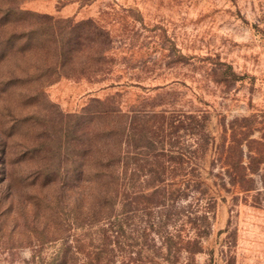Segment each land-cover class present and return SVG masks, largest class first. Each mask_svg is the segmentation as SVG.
<instances>
[{
    "label": "rangeland",
    "instance_id": "374dc122",
    "mask_svg": "<svg viewBox=\"0 0 264 264\" xmlns=\"http://www.w3.org/2000/svg\"><path fill=\"white\" fill-rule=\"evenodd\" d=\"M16 7L72 22L93 19L110 43L100 66L83 52L61 68L52 48L9 50L0 61V140L11 172L0 182V264H139L146 253L152 257L153 248L139 259V210L121 214L118 198L111 216L104 214L108 205L96 199L104 187L90 179L47 183L50 170L80 163L93 169L98 157L118 149L117 141L95 144L94 125L76 117L93 98L129 114L143 108L172 115L180 125L175 145L185 149L198 146L182 115L206 117L210 144L190 162L216 208L193 264H264V164L248 173L251 189L231 184L224 149L241 131L264 137V0H0V19ZM33 27L29 20L5 24L0 44ZM107 120L98 127L111 125ZM242 142L241 153L228 151L229 161L246 164L248 149H264ZM127 173L126 185L138 190L139 172Z\"/></svg>",
    "mask_w": 264,
    "mask_h": 264
},
{
    "label": "trees",
    "instance_id": "16d2710c",
    "mask_svg": "<svg viewBox=\"0 0 264 264\" xmlns=\"http://www.w3.org/2000/svg\"><path fill=\"white\" fill-rule=\"evenodd\" d=\"M2 18L0 28L12 21L18 23L27 20L34 27L23 33H11L1 42L0 61L9 50L26 51L29 48L44 51L52 48L61 68L71 64L83 52H89L86 56L89 64L100 66L106 60L109 33L93 19L72 22L18 7L8 9ZM177 56L176 61H182ZM182 116L188 121L183 130H188V134L195 137L194 142L198 147H176L180 125H174L175 117L172 115L167 119L164 111L141 108L133 109L129 114L112 107L108 99L93 98L85 106L84 112L76 117L81 123L87 121L94 125L92 134L95 144L117 141L118 149L99 155L93 169L80 163L64 171L50 170L45 175L48 178L47 183L50 184L57 178L64 180L70 177L77 182L90 179L94 186L101 185L104 189L96 192V199L104 209H107L105 204L108 205V211L104 214L112 213L118 198L124 210L121 214L139 210V259L143 258L146 250L148 252L153 248L152 257L146 253L149 261L157 257L167 264H193L194 256L202 251L201 240L210 231L216 199L200 178L198 166L190 162L192 158L204 157L210 144L211 136L206 131V117L192 113ZM106 120L112 124L98 127L101 121ZM150 120H157L158 124L155 126ZM244 126L249 128L248 125ZM241 134L243 137L240 139L233 135L231 141L235 146L228 145L224 148L227 151L225 172L231 184L239 183L246 189H251L250 184L254 179L248 173L260 171V164H264V149H248L253 154L248 155L249 161L246 164L239 158L229 161L228 151L235 147L241 153L242 140H245L248 148L250 143L264 145V137L248 139L247 132L241 131ZM218 152L223 154L225 150ZM7 153V145L0 140V182L8 179L11 173L7 168ZM255 161L258 165L253 168L250 164ZM261 170L263 171L258 174L259 181L264 187V167ZM127 172L131 175L139 172L138 190L132 191V186L126 185ZM237 176L240 180L236 179ZM104 250L95 252L97 260ZM148 260L139 261V264H148ZM93 264L100 263L97 261ZM106 264L117 263L109 260Z\"/></svg>",
    "mask_w": 264,
    "mask_h": 264
}]
</instances>
